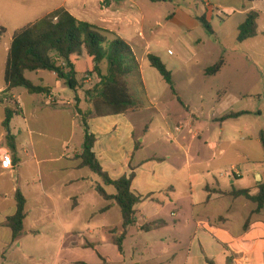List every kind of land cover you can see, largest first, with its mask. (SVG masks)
Listing matches in <instances>:
<instances>
[{"label": "crops", "instance_id": "0c3cea01", "mask_svg": "<svg viewBox=\"0 0 264 264\" xmlns=\"http://www.w3.org/2000/svg\"><path fill=\"white\" fill-rule=\"evenodd\" d=\"M197 1L194 0L192 5L197 6ZM201 2L205 9L202 16L209 23L214 15L230 18L229 22L235 21L237 35L246 15L251 11L260 12L259 34L254 39L259 37L264 0L253 3L247 0ZM60 8L83 21L82 13L76 8H68L64 2L46 9L40 19ZM110 13L106 7L100 11L102 18ZM202 16L194 15V18L199 20ZM100 28L116 34L130 45L124 29ZM183 30L179 35L181 48L198 56L196 45L187 36L193 28L189 25ZM140 67L144 101L140 102L138 111L96 118L89 123L91 133L97 138L94 153L112 180L130 174L131 166L135 168L132 191L142 200L135 207L137 224L128 230L122 251L114 244L111 233L122 227L120 208L113 204L111 209L103 212L109 202L97 193L99 183L95 174L79 167L78 156L83 150L85 134L76 106L82 112L91 110L85 91L98 79L92 77L81 82L79 77L81 88L76 92L57 74L47 72L58 79L55 90L44 85L48 77L45 71L37 72L41 75L40 85L32 82L51 89V93L48 97L38 96L39 99L22 88L11 92L19 114L13 118L9 129L4 126L6 107L11 105L5 98L7 85L4 79L0 85V155L6 149L11 152L7 138L13 137L17 164L11 152L14 169L9 171L0 167V264H209L210 261L214 264H264V209L251 216L256 204L245 197L228 194L251 190V195H256L258 185L264 182L263 168H252L248 164L240 167L224 161L228 151L223 146L235 143L239 127L232 123L241 117L226 121L222 118L239 113L237 96L225 92L217 102H205L201 95L198 106L178 98L185 106L183 113L176 110L175 100L167 92L151 91L142 65ZM185 88L199 87L189 83ZM138 90L133 89L135 96ZM172 93L181 95L177 90ZM150 111H154V119H161L173 141L157 139L148 143V135L139 140L137 126L143 122V115ZM206 113L211 114L215 128L201 125ZM209 131L215 132L216 137L211 133L205 136ZM198 140L203 146H195ZM137 141L142 143V148L136 151ZM232 167L242 173L240 178L224 175ZM108 188L113 187H105L109 195L116 194L110 193ZM17 192L27 200V219L25 234L14 241L7 220L16 212ZM156 221H164L166 226L150 233L142 231L144 225ZM34 231L38 233L33 234ZM102 231L107 235L106 239L100 238ZM243 241L248 243L243 244Z\"/></svg>", "mask_w": 264, "mask_h": 264}, {"label": "rangeland", "instance_id": "374dc122", "mask_svg": "<svg viewBox=\"0 0 264 264\" xmlns=\"http://www.w3.org/2000/svg\"><path fill=\"white\" fill-rule=\"evenodd\" d=\"M63 2L72 10L78 9L85 22L102 28H113L116 31L124 29L143 67L151 91L167 92L168 96L175 100L177 111L185 113V106L178 98H182L184 103L191 102L198 106L201 105V95L205 102L212 100L217 102L225 92L237 96L239 100L237 111L247 114L238 122L232 123L238 125L239 133L235 143L223 146L228 151L224 161L240 167L248 164L252 168H263L264 175V148L259 139L260 134L264 132V17L259 37L239 43L235 21L229 22L230 18L221 19L214 15L210 21L214 33H210L200 20L194 18V15L202 16L205 13L201 1H197L198 5L193 6L194 0H172L165 3L115 0L112 6L106 7L111 13L102 18L100 11L105 7H102L100 0H0V30H5L4 35L0 36V85L4 82V66L14 34L35 23L46 13V9ZM82 3L85 6H82ZM103 20L106 22H102ZM224 21L228 23L223 24ZM189 25L193 30L187 32V36L196 45L198 56L185 52L179 42L181 31ZM150 54L159 56L173 72L175 90L181 95H174L160 74L150 66L148 61ZM221 59L226 61L223 72L220 75H207L205 70ZM44 74L48 76L44 85L56 90L58 79L47 72ZM26 76L40 85L41 75L27 73ZM135 82L134 79L130 80L132 89L136 91ZM189 83H196L199 88H185ZM142 91L140 87L136 95L140 102L144 101ZM55 95H59L57 91ZM153 113L154 111H150L143 115L144 120L138 124L136 136L142 141L148 135V143L157 139L164 142L173 141L172 134L164 130L160 118L154 119ZM203 117L201 125L211 128L213 125L211 114L206 113ZM159 127L163 129L159 130ZM210 133L211 131L205 136L208 137ZM211 135L216 137L215 132ZM201 145L203 146V142L196 141V147ZM94 176L101 184V179ZM108 189L110 193L116 192L115 188ZM106 237L102 231L100 238Z\"/></svg>", "mask_w": 264, "mask_h": 264}, {"label": "trees", "instance_id": "16d2710c", "mask_svg": "<svg viewBox=\"0 0 264 264\" xmlns=\"http://www.w3.org/2000/svg\"><path fill=\"white\" fill-rule=\"evenodd\" d=\"M113 0H103L102 7H109ZM152 3H162L168 0H149ZM201 1V0H198ZM249 2H260L262 0H247ZM260 12L251 11L246 15L245 21L238 27L237 41L244 43L254 39L259 34ZM200 22L210 32L214 33L210 23L205 16L199 17ZM5 30H0V36ZM150 66L155 69L164 79L170 89L175 92L174 78L171 70L163 60L154 54L148 56ZM225 66L221 59L215 65L206 70L210 76L217 75ZM40 71L52 72L66 81L67 86L73 91L81 88V82L96 77L98 82L85 91V95L91 104V110L82 112L76 106L77 113L81 116L84 128V144L82 153L78 156L81 161L79 167L87 168L98 176L102 184L96 187L97 193L109 205L102 211L106 212L117 205L122 214V227L113 230L114 244L122 251L123 242L128 230L137 224L135 207L141 202L142 197L132 191L135 179V168L131 166L130 174L112 180L103 170L94 147L97 138L91 133L90 121L96 118L109 116L129 115L141 107L137 100L130 80H136L134 88H142V74L140 63L132 47L116 34L103 30L88 22L79 21L65 8H60L33 24L17 31L11 41L8 59L5 67L4 79L7 85L5 98L11 103L5 110L4 126L9 129L13 118L19 114L16 102H13L11 92L18 88L25 89L30 95L48 97L51 89L35 85L26 76L27 73ZM80 82V83H81ZM245 112L230 113L222 118V121L239 119L246 115ZM260 142L264 148V132L260 134ZM8 147L16 159V141L8 137ZM142 148V143L136 142V151ZM105 187H113L115 195H109ZM226 195L227 193H223ZM234 197H245L257 205L252 215L259 214L264 209V182L258 185V193L251 195V190H240L228 193ZM16 212L8 218V226L13 232V240H19L25 234V223L27 219V200L21 192L15 195ZM251 216L246 222L245 230L248 229ZM166 226L164 221H156L144 225L141 229L146 233L159 230ZM34 231L33 234H37ZM116 236V234H118ZM209 264H214L209 262Z\"/></svg>", "mask_w": 264, "mask_h": 264}, {"label": "built area", "instance_id": "2783aa9c", "mask_svg": "<svg viewBox=\"0 0 264 264\" xmlns=\"http://www.w3.org/2000/svg\"><path fill=\"white\" fill-rule=\"evenodd\" d=\"M0 167L4 170L9 171H12L14 169L12 154L8 149L4 150L0 155ZM224 175L235 179L240 178L242 176V173L238 170L237 167H232L228 171H226ZM242 243L247 244L248 242L243 241Z\"/></svg>", "mask_w": 264, "mask_h": 264}]
</instances>
